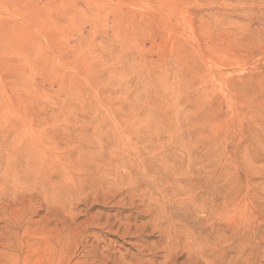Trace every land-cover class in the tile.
<instances>
[{
	"label": "rangeland",
	"instance_id": "1",
	"mask_svg": "<svg viewBox=\"0 0 264 264\" xmlns=\"http://www.w3.org/2000/svg\"><path fill=\"white\" fill-rule=\"evenodd\" d=\"M186 232L264 264V0H0V264Z\"/></svg>",
	"mask_w": 264,
	"mask_h": 264
},
{
	"label": "bare ground",
	"instance_id": "2",
	"mask_svg": "<svg viewBox=\"0 0 264 264\" xmlns=\"http://www.w3.org/2000/svg\"><path fill=\"white\" fill-rule=\"evenodd\" d=\"M163 214H164V213H163ZM163 214H162V215H163ZM165 215H166V214H165ZM165 215H164V216H165ZM159 216H160V215H159ZM164 216H163V217H164ZM163 217H161V218H163ZM158 218H160V217H158ZM161 218H160V219H161ZM166 218H167V217H166ZM166 218H165V219H166ZM167 219H168V218H167ZM167 219H166V220H167ZM166 220H165V221H166ZM160 221H161V223H162V220H160ZM172 221H174V219H173ZM156 222H157V221L155 220V223H156ZM166 222H167V221H166ZM159 223H160V222H159ZM170 223H171V222H170ZM175 224H177V223H175ZM179 224H180V223H179ZM156 225H157V224H156ZM182 225H183V224H182ZM172 226H174V225H171V227H172ZM157 227H158V226H157ZM164 227H165V226H164ZM164 227H163V230H164ZM167 227H169V225H168ZM177 227H179V226H177ZM203 227H204V226H203ZM159 228H161V224H160ZM180 228H182V227H180ZM182 229H183V228H182ZM182 229H178V230H177V235H178V231H179V230H182ZM187 229H188V227H187ZM187 229H185V230L183 229V230L186 231ZM216 229H217V228H216ZM167 230H168V229H167ZM175 230H176V229H175ZM210 230H211V229H210ZM160 231H162V230L160 229ZM169 231H170V230H168V232H169ZM173 231H174V230H173ZM188 231H189V230H188ZM191 231H192V230H191ZM221 231H222V230H221ZM221 231H220V232H221ZM224 231H225V230H224ZM165 232H166V231H165ZM189 232H190V231H189ZM208 232H209V231H208ZM215 232H216V231H215ZM215 232H214V233H215ZM162 233H163V231H162ZM183 233H184V232H183ZM195 233H197V232L195 231ZM210 233H211V232H210ZM218 233H219V232H218ZM164 234H165V233H164ZM181 234H182V233H181ZM190 234H191V233H188V232H186V233L184 234V237H185V243H184V241L182 242V239L179 240V241L176 240L177 242H175V243H172V241H171V242L169 241L172 245H171V246H170V245H169V246H166L167 248L165 247V249H166L165 252L167 253V259L164 260V261H166V262H164V264H178V260H181V259H177V260H176V259L174 258V257H175V255H174V250H180V249H183L184 252L187 254V257H186L185 254H184V255H185V257L188 259V264H189L190 262H191L190 264H196V260H197V259H196L195 262H194V259H195L194 257H195L196 255H198V257L200 258V256H199L198 253H201V254H202V253H206V251H207L206 248L202 247V246H203V240L200 239V238L198 239L197 237H191ZM197 234H198V233H197ZM162 235H163V234H162ZM165 235H168V234H165ZM179 235H180V234H179ZM203 235H204V233H203ZM208 235H209V234H208ZM212 235H213V234H212ZM221 235H222V234H221ZM168 236H169V235H168ZM171 236H172V235H171ZM174 236H175V233H174ZM193 236H194V235H193ZM206 236H207V235H206ZM217 236H218V235H217ZM164 237H165V236H164ZM164 237H160V238H163V241H165L166 239L164 240ZM172 237H173V236H172ZM172 237H170V238H172ZM175 237H176V236H175ZM175 237H173V238H175ZM184 237H183V238H184ZM198 237H199V236H198ZM165 238H167V237H165ZM173 238H172L171 240H174ZM176 238H178V237H176ZM176 238H175V239H176ZM179 238H180V237H179ZM212 238H213V237H212ZM168 239H169V238H168ZM168 239H167V240H168ZM211 240H212V239H211ZM246 240H247V238H246ZM209 241H210V240H209ZM213 241H214V240H213ZM166 242H167V241H166ZM166 242H165V243H166ZM161 243H162V242H161ZM181 243H184V246H185V247L180 248L178 245H180ZM163 244H164V243H162V245H163ZM168 244H169V243H168ZM168 244H166V245H168ZM177 244H178V245H177ZM206 244H207V243H206ZM160 245H161V244H160ZM244 245H245V244H244ZM182 246H183V244H182ZM182 246H181V247H182ZM213 246H215V245H213ZM226 246H227V245H226ZM237 246H238V245H237ZM210 247H212V246L210 245ZM158 248H159V247H158ZM212 248H213V249H216V248H214V247H212ZM246 248H247V247H246ZM207 249H209V248H207ZM223 249H224V248H223ZM163 250H164V249H163ZM183 250H182V251H183ZM219 250H221V249H219ZM157 251H158V250H157ZM180 251H181V250H180ZM155 252H156V251H155ZM163 252H164V251H163ZM163 252H162V254H164ZM211 252H212V251H211ZM217 252H218V251H217ZM221 252H223V251H221ZM221 252H219V253H221ZM231 252H233V251H231ZM245 252H246V251H245ZM177 253H178V251H177ZM159 254H160V253H159ZM207 254H208V253H207ZM212 254H213V253H212ZM224 254H225V253H224ZM227 254H228V253H227ZM156 255H157V253H156ZM173 255H174V257H173ZM181 255H183V254L181 253ZM216 255H217V254H216ZM216 255H215V256H216ZM221 255H222V253H221ZM246 255H247V254H246ZM135 256H136V255H135ZM165 256H166V255H165ZM178 256H179V254H178L176 257H178ZM203 256H204V255H203ZM205 256H206V254H205ZM210 256H212V255H210ZM210 256L207 255V258L210 257ZM219 256H220V254H219ZM225 256H226V254H225ZM239 256H240V255H239ZM123 257H124V256H123ZM157 257H158V256H157ZM161 257H162V256H161ZM213 257H214V256H213ZM221 257H222V256H221ZM241 257H242V256H241ZM134 258H135V257H134ZM153 258H154V257H153ZM159 258H160V257H159ZM202 258H205V257H202ZM211 258H212V257L209 258V262L211 261V260H210ZM245 258H247V257H243V259H245ZM137 259H138V258H137ZM140 259H142V258H140ZM140 259H139V260H140ZM161 259H162V258H161ZM163 259H165V258H163ZM212 259H213V258H212ZM122 260H125V258H122ZM139 260H138L137 262H139ZM146 260H147V259H145V261H146ZM154 260H155V259H154ZM175 260H176V262H175ZM192 260H193V261H192ZM201 260L203 261V260H205V259H201ZM206 260H208V259H206ZM206 260H205V261H206ZM214 260H216V259H214ZM214 260H213V263H212V264H214ZM219 260H220V258H219ZM224 260H225V259H223V261H224ZM135 261H136V259H135ZM141 261L143 262V260H141ZM150 261H151V260H150ZM155 261H156V260H155ZM220 261H221V260H220ZM246 261H247V259H246ZM122 262H123V264H124L125 261H122ZM133 262H134V261H133ZM137 262H135V263H137ZM146 262H147V261H146ZM152 262L154 263L153 259H152ZM203 262H204V261H203ZM209 262H208V264H209ZM215 262H216V261H215ZM125 263H126V262H125ZM127 263H128V262H127ZM130 263H132V260H131ZM135 263H134V264H135ZM143 263H144V262H143ZM143 263H142V264H143ZM159 263H160V262H159ZM161 263H162V262H161ZM161 263H160V264H161ZM206 263H207V261H206ZM219 263H220V262H219ZM219 263H218V264H219ZM245 263H247V262H245ZM121 264H122V263H121ZM137 264H138V263H137ZM144 264H145V263H144ZM147 264H148V263H147ZM155 264H156V263H155ZM182 264H183V263H182ZM185 264H186V263H185ZM197 264H198V262H197Z\"/></svg>",
	"mask_w": 264,
	"mask_h": 264
}]
</instances>
